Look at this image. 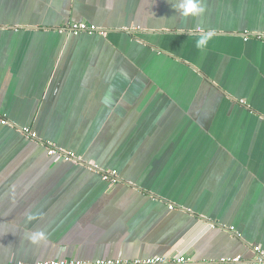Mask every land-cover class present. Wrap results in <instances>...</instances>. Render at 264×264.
<instances>
[{
  "label": "crops",
  "instance_id": "0c3cea01",
  "mask_svg": "<svg viewBox=\"0 0 264 264\" xmlns=\"http://www.w3.org/2000/svg\"><path fill=\"white\" fill-rule=\"evenodd\" d=\"M178 2L0 0V264L264 250V0Z\"/></svg>",
  "mask_w": 264,
  "mask_h": 264
},
{
  "label": "built area",
  "instance_id": "2783aa9c",
  "mask_svg": "<svg viewBox=\"0 0 264 264\" xmlns=\"http://www.w3.org/2000/svg\"><path fill=\"white\" fill-rule=\"evenodd\" d=\"M72 34H78L82 31L93 32L99 31L95 25L87 24L85 22H79L71 25ZM247 38V37H245ZM0 123L3 125L8 124L7 119L0 116ZM22 134L27 139H35L36 133L30 128L25 127L21 129ZM46 154L55 157L59 161H73L79 162L78 157L72 152L59 148L53 144L48 143L46 146ZM91 169L96 170L101 175L102 179L109 181L111 184H116L118 176L115 170H102L96 167L90 166ZM171 208V206H169ZM253 259L245 260L241 256L221 257L219 259H209L205 261H194L190 256L184 254H177L172 257L165 256H151L145 259H114L104 258L96 259L94 261L79 260V259H45L34 264H264V250L259 246H253ZM9 264H25L23 262H15Z\"/></svg>",
  "mask_w": 264,
  "mask_h": 264
},
{
  "label": "clouds",
  "instance_id": "9594fccd",
  "mask_svg": "<svg viewBox=\"0 0 264 264\" xmlns=\"http://www.w3.org/2000/svg\"><path fill=\"white\" fill-rule=\"evenodd\" d=\"M175 9L180 13L182 17H199L205 12V8L201 4V0H179L177 4L174 5ZM183 34V30H181ZM214 31L203 32L199 39L196 41L197 48L207 47L209 41L214 37ZM29 219H34V217H29ZM28 239L33 244H39L45 239L44 232H35L28 236Z\"/></svg>",
  "mask_w": 264,
  "mask_h": 264
},
{
  "label": "rangeland",
  "instance_id": "374dc122",
  "mask_svg": "<svg viewBox=\"0 0 264 264\" xmlns=\"http://www.w3.org/2000/svg\"><path fill=\"white\" fill-rule=\"evenodd\" d=\"M79 22H81V21H79ZM79 22H73L71 25H73V24H75V23H79ZM82 22H83V21H82ZM71 25H70V26H71ZM29 128H30V127H29Z\"/></svg>",
  "mask_w": 264,
  "mask_h": 264
}]
</instances>
